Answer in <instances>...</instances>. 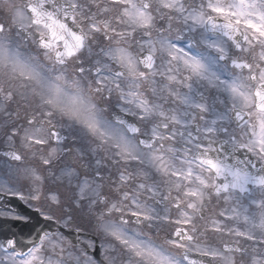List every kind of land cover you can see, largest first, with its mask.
<instances>
[{"label": "snow or ice", "instance_id": "6c2138e0", "mask_svg": "<svg viewBox=\"0 0 264 264\" xmlns=\"http://www.w3.org/2000/svg\"><path fill=\"white\" fill-rule=\"evenodd\" d=\"M0 264H264V0H0Z\"/></svg>", "mask_w": 264, "mask_h": 264}]
</instances>
